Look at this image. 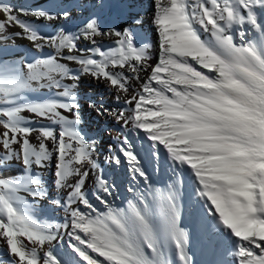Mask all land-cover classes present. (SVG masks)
I'll return each instance as SVG.
<instances>
[{
  "label": "snow or ice",
  "instance_id": "snow-or-ice-1",
  "mask_svg": "<svg viewBox=\"0 0 264 264\" xmlns=\"http://www.w3.org/2000/svg\"><path fill=\"white\" fill-rule=\"evenodd\" d=\"M74 2L84 14L77 31L43 35L21 17L51 22L70 12L57 14L0 0V170L12 162L23 168L19 179L0 174V264H61L53 241L64 239L84 264H194L189 232L180 226L178 195L170 191L171 185L165 189L148 183L125 133L129 125L152 140L155 161L163 146L173 169L177 164L190 166L208 214L233 240L234 247L225 253L231 264H264V0H151V23L159 41L154 67L149 64L151 45L142 43L143 15L132 12L137 0ZM113 13L125 20L123 27L104 22ZM13 26L21 31L11 32ZM234 26L239 27L238 44L230 34ZM200 32L211 39L202 41ZM249 33L255 36L249 39ZM18 37L35 48L31 60L8 55ZM98 37L113 40V46L105 50ZM81 39L87 47L78 46ZM46 47L54 53L45 55ZM190 60L215 75L198 71ZM149 70L140 90L127 96L129 81L141 80V72ZM82 74L103 79L115 89L116 101H122L119 109L92 100L88 107L120 126L116 143L122 155L112 152L109 162L120 165L123 158L128 166L132 199L127 207L108 200L118 186L108 181L93 158L98 138L82 128L76 91ZM41 89L51 93L48 99L37 102L25 96ZM142 105H154L155 110ZM53 156L57 199L51 203L62 207L66 216L63 223L41 225L15 201L21 192L34 202L47 197L38 177L50 169ZM90 171L97 184L91 194L84 190ZM148 196L159 207L175 261L157 247ZM204 233L213 248L216 232L209 226ZM45 244L49 247L41 255L38 249Z\"/></svg>",
  "mask_w": 264,
  "mask_h": 264
},
{
  "label": "bare ground",
  "instance_id": "bare-ground-1",
  "mask_svg": "<svg viewBox=\"0 0 264 264\" xmlns=\"http://www.w3.org/2000/svg\"><path fill=\"white\" fill-rule=\"evenodd\" d=\"M4 2H11L16 4L17 6H24V7H39L45 10H49L52 12H56L59 14L62 11L67 10L70 12V15L64 19H58L55 21H36L34 17L27 16L21 17L26 22L32 24L34 28L38 30L39 33L43 35H56L58 33H75L78 29V26L81 25L82 21L84 20V14L81 12L79 6L74 2V0H4ZM196 0H189L190 4H194ZM207 7H211L210 2L206 5ZM133 14L140 13L143 15L144 24L140 29L142 34V43H147L151 45L148 49V53L151 56V60L149 64L153 67L158 62L159 57V41H158V34L154 29L151 19L153 14V9L151 7V0H137L136 5L132 9ZM104 22L111 26H118L123 27L125 20L118 16L117 14L113 13L112 15H106L104 18ZM223 23V22H221ZM199 27V26H197ZM11 32H18L21 31L19 27L13 26L10 29ZM239 31L238 26H234L233 30L230 32L234 36V42L239 43V37L237 35ZM255 36V33H249V39H252ZM199 38L202 41L210 40V34L200 32ZM101 40V42L105 45V50L109 47L113 46V40L104 37V38H97ZM79 47L84 48L88 46V42L84 40L79 41ZM54 53V49L46 47L44 49V54H52ZM36 50L32 46L31 42L24 38H16L14 42V47L8 52V55L12 56V58H24L27 60H31L35 56ZM65 55L67 52L65 51ZM64 63H68L69 67L72 69H79V65H76L71 62L62 61ZM190 63L198 70L203 72L206 75L214 76L215 73L213 71H209L208 69L202 68L200 65L196 64L194 61L190 60ZM118 70V69H117ZM126 75H131V73H126ZM141 80H130L129 81V93L127 96H131L135 94V92L140 90V84L150 75V70L147 72H141ZM71 82V81H66ZM155 85V82H153ZM78 101L81 106V112H84L85 119L83 120L84 123L82 128L84 131L88 133L89 136L97 137V148L94 152L93 158L100 164L101 168L103 169V175L108 179L109 182H114L118 188L114 193L113 197H108V200L113 203L117 207H127V201L132 199V194L128 192L127 187L131 183V178L128 173V166L126 162H124L122 158V162L120 165H116L114 162H109V157L111 156L112 152H115L117 155H122L119 153L118 145L116 143V137L119 136L120 133V126L112 121L110 118H99L95 115V113L88 107V103L90 100L96 102H103L105 106L111 107L113 109H119L121 102H117L115 96L117 95L114 88L107 86V83L103 79H96L90 75L82 74L81 79L79 82V87L76 90ZM51 95L50 92L47 90L41 89L39 91H27L25 92V96L30 101H42L48 99ZM122 97L125 94H120ZM169 95H171L169 93ZM134 107V105H133ZM142 107H149L154 109V105H142ZM127 114V113H126ZM26 116L31 115L29 113H25ZM43 123H47L46 121ZM57 127V131L58 126ZM107 130V131H105ZM117 132L116 134H114ZM125 133L128 135L133 148L138 151V156L140 161L143 165V168L146 174L149 177L148 183L155 187L161 188H168V185H171L170 191L176 194L175 188L177 186V181L175 179L168 180L167 176L170 172V167L172 163L168 157V153L166 150L163 149V146H160L159 152V161H155L153 159V142L151 139H147L146 135L143 133V130H139V132H135L131 130V125L125 129ZM102 134V135H101ZM35 136V134H34ZM33 136V142H35ZM111 147V152L109 148ZM159 167V171L157 172L155 168ZM186 167V165H185ZM187 169V168H186ZM12 171V177L19 179L21 173L23 172L22 167H14V168H6V171ZM55 156L52 157L51 167L48 170H45L43 174L39 175V179L41 183L45 187L47 191V197L41 199L37 202H34L27 193L21 192L20 199L15 201L16 206L17 203L20 204L19 206L24 207V205H30L36 208L39 211H44V217L47 219V224L53 223H63L66 213L64 212L62 207H58L57 205L51 203V201L57 199L56 196V186H55ZM191 170V169H190ZM35 171H40L39 169H34ZM173 172V171H172ZM188 175V183L184 180H180L181 185L188 190L191 189L192 186L196 185L193 172L186 171ZM179 175V174H178ZM74 182V181H73ZM140 189H146V185L143 180L139 183ZM97 189L96 184V174L95 172L90 171V175L86 180L85 184V191L89 194L95 192ZM178 189V188H177ZM197 190V189H196ZM178 195V194H176ZM92 198V202L97 205V207L101 210H104L103 205H100L98 201ZM179 206H180V215L183 220L188 221V223L194 224L196 217L198 215V208L203 209V213L201 215L202 223L207 221L212 222L215 225L216 230V238L227 242L230 248L234 247L233 240L229 237V234L223 230V228H217V221L215 219H211L212 216L208 214V210L205 207V202L202 200L197 193L187 194L186 196L178 195ZM147 208L149 209L152 214L160 215V210L158 205L154 200H152L151 196L147 197L146 200ZM79 206L82 210L87 211L83 208L82 205H74V207ZM20 208V207H19ZM25 208V207H24ZM31 211V209H28ZM38 216V215H37ZM32 217V216H31ZM42 217V216H40ZM215 218V217H214ZM37 219V218H36ZM39 219V218H38ZM182 223V222H181ZM201 223V226H202ZM44 225V224H42ZM200 226V225H199ZM189 227V226H188ZM56 243V247L54 246L53 252L57 258L60 259L61 264H84L82 260L77 256V254L73 251L71 247H69V242L67 239L61 240L59 242L53 241ZM3 246V241L0 240V247ZM48 246V245H47ZM172 250V249H171ZM175 251V250H174ZM147 252V249H146ZM95 255V254H93Z\"/></svg>",
  "mask_w": 264,
  "mask_h": 264
},
{
  "label": "rangeland",
  "instance_id": "rangeland-1",
  "mask_svg": "<svg viewBox=\"0 0 264 264\" xmlns=\"http://www.w3.org/2000/svg\"><path fill=\"white\" fill-rule=\"evenodd\" d=\"M131 75H129V76H131ZM107 86H109L108 83H107ZM153 110H155V108ZM84 114H85L84 112H81V116H82L83 120L85 119ZM116 133L117 132H115L114 134H116ZM147 139H149V138L147 137ZM133 149L137 154L138 151L135 150V148H133ZM16 166L21 167L16 162H12L11 164L8 165L9 168L10 167L14 168ZM8 167H6V168H8ZM6 168L0 170V174L12 177L11 176L12 171H10V170L6 171ZM190 169L191 168L188 165H186V167H185V165L183 167H180L177 164L174 169H173V166H171L170 172H169L167 178H168V180H172V179L183 180L184 179L186 181V183H188L187 181L189 179H188V175L186 174V171H188V170L191 171L192 169L191 170ZM196 189H197V184L192 186L191 189L188 190L187 188H184L181 185V183H179V184H177L175 191H176V194H178V195L186 196L187 194L197 193ZM15 205H16V203H15ZM17 205H18L17 206L18 208L20 207L21 209H23L27 215H29L30 217L32 216L31 218L34 219L35 221H37L38 223H40L41 225L47 224L46 223L47 219L44 217V214H43L44 211L38 212V210L36 208H34L33 206H30V205H27V206L24 205L25 208L22 207V204H21V206H19L20 204L17 203ZM28 209H31V211ZM147 212H148V217L150 219V222H151V225L153 228V235H154V238L156 240V244H157L158 249L161 252L166 253L171 258L172 261H175L174 245L172 244L170 239L164 234L162 217L158 216L156 214H152L153 211L150 212L148 208H147ZM202 213H203V209L201 207L198 208V215L196 217L195 223L191 224V225H190V223H188V221L183 220L181 218V215H180V226L182 228H185L186 231H188L189 235H190L189 251H190V254L192 256L194 264H216V262L218 260H221V259H226L229 261V264H231V257L225 256V253L227 252V250L231 249L227 245L228 244L227 242L221 241V240L216 238L217 243L215 244V246L213 248H209V246L207 244V234L204 233V230L209 226H211L215 232H216V230L214 228L215 225L212 222L207 221L205 223H202V220H203V219L201 220ZM40 216H42V217H40ZM211 219L216 220V218H214L213 216ZM201 223H202V226H201ZM25 243H27V241H25ZM53 244L56 247V243H53ZM28 247L31 248V247H33V245L28 244ZM48 247H49V245L47 246V244H45L42 249H38V252L42 255V252L47 251ZM148 254L151 256L150 252ZM57 257L58 256H56V258ZM57 259H59V258H57Z\"/></svg>",
  "mask_w": 264,
  "mask_h": 264
}]
</instances>
